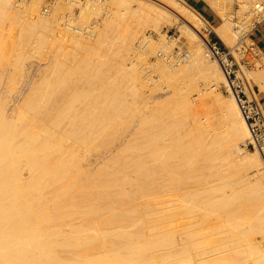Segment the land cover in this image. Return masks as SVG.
<instances>
[{
	"label": "bare ground",
	"instance_id": "bare-ground-1",
	"mask_svg": "<svg viewBox=\"0 0 264 264\" xmlns=\"http://www.w3.org/2000/svg\"><path fill=\"white\" fill-rule=\"evenodd\" d=\"M206 1L220 24L186 0H55L48 11L42 0H0V264H264V158L247 147L237 91L201 32L238 56L233 0ZM92 15L102 20L88 24ZM162 18L182 22L179 37L167 38ZM49 45L64 58L27 77L11 107L28 57ZM175 45L189 57L158 58L157 79L142 71L148 52ZM244 71L264 91V67ZM198 75L210 84L199 104L189 91ZM161 78L166 95L146 93ZM188 182L206 185L184 191Z\"/></svg>",
	"mask_w": 264,
	"mask_h": 264
},
{
	"label": "built area",
	"instance_id": "built-area-1",
	"mask_svg": "<svg viewBox=\"0 0 264 264\" xmlns=\"http://www.w3.org/2000/svg\"><path fill=\"white\" fill-rule=\"evenodd\" d=\"M55 1L46 5L47 10ZM250 11L247 22L239 19L235 13H229L236 32V56L231 47L227 46L222 39H208L209 52L220 60V64L226 70L231 79L233 88L237 91L241 109L249 123L252 136L247 147L258 149L264 158V106L258 94L252 88L250 78L245 73L258 66L264 65V52L257 42L252 38V31L257 24L264 21V0H250ZM240 6V3H236ZM249 21V22H248ZM163 59L171 63H177L180 59H187L189 53L175 50L174 52H159Z\"/></svg>",
	"mask_w": 264,
	"mask_h": 264
},
{
	"label": "rangeland",
	"instance_id": "rangeland-1",
	"mask_svg": "<svg viewBox=\"0 0 264 264\" xmlns=\"http://www.w3.org/2000/svg\"><path fill=\"white\" fill-rule=\"evenodd\" d=\"M53 1H55V0H42V4L43 5H41V7H42V10H44L45 9V5H48L50 2H53ZM84 3L87 1V0H82ZM243 1H245V0H233V3H232V7L231 8H229L227 11H226V16L229 14V13H235L237 16H238V18L239 19H244V21L245 22H247L246 20H248L249 19V17H247V14L246 13H242V11H241V8H240V6H238L236 3H241V2H243ZM250 1V0H249ZM50 8H52V5H50L49 6V8L47 9V10H44V11H48ZM76 12H77V14L78 13H80L81 12V10L77 7L76 9ZM215 10V9H214ZM217 12V11H216ZM107 13H109L110 14V11L109 10H107ZM219 14V13H218ZM244 14V15H243ZM220 15V14H219ZM88 17H89V15H87ZM88 17H86V18H88ZM220 18H221V20L219 21L220 23L222 22V17H221V15H220ZM102 20V18H100V16H95V15H92V16H90V21L88 20L87 21V19H85L84 17H82V18H80V19H77V21H79L78 22V24H79V26H84V24H87L86 23V21L88 22V24L89 23H91V25H93V24H95L94 22H99V21H101ZM81 22H83V23H81ZM160 22H161V24H162V28H161V31L163 32V33H165V35H168L167 36V38L168 39H170V41L171 40H173V39H175L176 37H179L180 36V33H181V25H182V22H179V23H171L169 20H167L166 18H162L161 20H160ZM218 22V23H219ZM249 22V21H248ZM15 24H13L12 26V31H14L15 33L18 31V27H19V25L18 24H16L15 26H14ZM146 35H151L150 37H152L153 39H155V41H161L162 39H161V36H160V34H159V32L150 24V25H148L147 26V28H146ZM201 32H202V34L203 35H205V36H207L208 37V39H213V40H215L216 38L217 39H219V36L217 35V33L213 30V29H211L210 27H204L202 30H201ZM157 39V40H156ZM161 39V40H160ZM29 47H32V44H29V46L27 47V48H25V49H29ZM52 47V45H49V47L47 46V47H45L44 48V50H43V52H42V54H39V53H31V57L29 56L28 58H30V59H27V64H26V72H27V75H25L23 78H21L20 77V82L17 84V86H18V88H14L15 90H13V94H14V99H12L11 100V107H13V105H14V101H15V99L18 97H20V90H27L28 88H29V86H30V77L32 76V75H34L35 73H36V71L38 70V69H45V67H47V64L49 63V62H51L50 60H52L54 57H56V55L55 54H59V57H61V58H64V56H63V54L61 53L62 51H61V49L60 48H58L57 46L54 48H51ZM57 50V52H58V50L60 49V53L58 52H56V50ZM48 50H49V53L51 54H49L48 53ZM159 50V49H158ZM175 50H181L180 48H179V46H177V45H175L170 51H163V49H160L159 51H157V53H159V52H174ZM45 52V53H44ZM54 52H56V53H54ZM149 54L147 55V61L149 62V63H147V66L146 65H144L145 67L143 68V67H141L142 68V71H143V69H144V72H146V71H150L151 70V72H152V74H154L153 76V78L154 79H157V78H159L158 77V75H156L157 74V71L154 69L155 67L152 65V64H154V62L158 59V58H161L162 59V57L161 56H159V54H157V53H152V52H148ZM54 56H53V55ZM61 54H62V56H61ZM133 54V53H132ZM46 55V56H45ZM40 56V57H39ZM130 56H131V54H130ZM50 57H51V59H50ZM210 58L211 59H214L215 57L214 56H211L210 55ZM143 60V59H142ZM215 60V59H214ZM216 61V60H215ZM140 62V61H139ZM143 62H144V60L142 61V62H140V64H143ZM14 63V62H13ZM12 63V69L14 68L13 66L15 65V64H13ZM151 63V64H150ZM46 65V66H45ZM260 66H258V67H256L255 69H258ZM264 67V65L263 66H261L260 68H263ZM255 69H253V70H251L252 72L255 70ZM36 70V71H35ZM156 71V72H155ZM156 73V74H155ZM29 74V75H28ZM27 77H29L28 79H27ZM162 79V78H161ZM156 81V80H155ZM159 81H160V83H159ZM158 81V83H156L155 85L154 84H152L151 86H146V88H145V91H146V93H151V92H153L155 95H156V98L157 97H160V96H162V95H166V93H167V87H163L164 85H165V83H166V80L165 79H162V80H159ZM198 84L197 85H200V86H194V87H192V88H189V91H191L190 89H192V92L190 93V95H192V97L194 98H196L197 100H198V96L200 97V94L198 93V90H199V87H207L208 85H210V84H208V82H209V79L208 78H205V77H203V76H201V75H198L197 77H196V80H195ZM253 81V80H252ZM220 83V84H219ZM219 83L217 84L218 85V91L220 90L221 91V93L223 94V95H225V96H227V97H230V98H234V96L229 92V88H228V85L226 84L227 82L226 81H219ZM160 84V85H159ZM185 85V88L187 87V85H188V82L186 81H184V80H182V84L181 85ZM196 84V83H195ZM26 86H28V87H26ZM157 86V87H156ZM159 87H161V88H159ZM195 87H198V88H196V89H194ZM27 88V89H26ZM159 90H158V89ZM164 88V89H163ZM153 91H152V90ZM166 89V90H165ZM208 90L209 91H211V88H208ZM165 91V92H164ZM258 96H259V91H258ZM210 97V96H209ZM200 99L201 98H199V100H198V102H197V104H199L201 101H200ZM235 99V98H234ZM13 101V102H12ZM210 108V107H209ZM215 111H214V110ZM210 112H216V111H221V109L218 107V106H212L211 107V109H208ZM214 114V113H213ZM221 126V124H217V126ZM225 128V127H224ZM242 146L243 147H245V145L244 144H242ZM250 149H253V148H250ZM92 154V156L93 157H95L94 155H96V154H94L93 152L91 153ZM219 159H217V161L216 160H214L216 163H218L219 164V162L220 161H218ZM213 178V179H212ZM211 179H209V181H211L209 184H211V183H213V180L216 182V178L215 177H212ZM189 184H184V185H182V187L184 188L185 187V189H184V191H187V190H201V187H202V190H203V188H204V186L206 185V184H199V185H197V183L196 182H188ZM191 184H194V187H193V185H192V187H191ZM196 184V185H195ZM189 186V187H191V189L189 188V187H186V186ZM183 188L180 190V191H183ZM188 188V189H187ZM194 188V189H193ZM187 189V190H186ZM167 191V190H166ZM165 191V192H166ZM165 192H161L162 194L160 195V197H162L163 195H164V197H165V195L166 196H168V194L171 192V191H169L168 192V194L167 193H165ZM165 193V194H164ZM163 199H165V198H163ZM174 200V199H173ZM172 199H170V201H171V203H173V204H177V201L176 200H178V204L179 205H182V203L180 204V199L177 197V199H175L174 200V202H172L173 201ZM168 201H169V199H168ZM166 199H165V201L164 202H162V205H164V206H166V205H168V206H171L169 203L168 204H166L167 202H168ZM169 201V202H170ZM175 201H176V203H175ZM165 203V204H164ZM177 204V205H178ZM184 216L186 217L185 218V220H183V218H184ZM181 217H183L182 218V220H181ZM178 220H177V222H176V224L177 223H179V225L178 226H180L181 224L182 225H185V223H186V221L189 219L186 215H183V216H181ZM216 217L217 216H215V217H213V220H212V218L210 219V220H212V222H211V224L209 223V224H207L208 226H216L217 224H218V220L216 219ZM216 221H215V220ZM182 221V222H180V221ZM210 222V221H209ZM217 222V223H216ZM216 223V224H215ZM181 225V227H183ZM207 225H205L204 227H206V228H209V227H207ZM211 226V227H212ZM181 227H179V228H181ZM257 236V235H256ZM258 238H263L264 237V235L262 236V234H261V236H260V233L258 234V236H257Z\"/></svg>",
	"mask_w": 264,
	"mask_h": 264
},
{
	"label": "crops",
	"instance_id": "crops-1",
	"mask_svg": "<svg viewBox=\"0 0 264 264\" xmlns=\"http://www.w3.org/2000/svg\"><path fill=\"white\" fill-rule=\"evenodd\" d=\"M188 3L189 0H186ZM196 4L194 6L205 18H207L208 21H210L211 24L217 25L220 24V15L214 8L206 1V0H193ZM219 22V23H218ZM252 38L257 42V44L261 47V49L264 52V21L257 24L254 30L252 31ZM259 98L262 101V104L264 106V91H259Z\"/></svg>",
	"mask_w": 264,
	"mask_h": 264
},
{
	"label": "trees",
	"instance_id": "trees-1",
	"mask_svg": "<svg viewBox=\"0 0 264 264\" xmlns=\"http://www.w3.org/2000/svg\"><path fill=\"white\" fill-rule=\"evenodd\" d=\"M189 2L191 3V4H193L194 6H196V4H195V2L193 1V0H189ZM218 25V24H217ZM217 39V38H216Z\"/></svg>",
	"mask_w": 264,
	"mask_h": 264
}]
</instances>
